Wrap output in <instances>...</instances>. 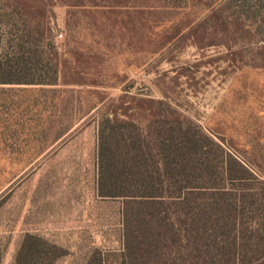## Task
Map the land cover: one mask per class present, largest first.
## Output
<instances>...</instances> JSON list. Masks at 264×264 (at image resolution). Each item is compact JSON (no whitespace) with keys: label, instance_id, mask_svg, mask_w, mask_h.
Wrapping results in <instances>:
<instances>
[{"label":"rangeland","instance_id":"rangeland-1","mask_svg":"<svg viewBox=\"0 0 264 264\" xmlns=\"http://www.w3.org/2000/svg\"><path fill=\"white\" fill-rule=\"evenodd\" d=\"M215 3L57 0L49 7L50 38L66 67L59 85L0 93V119L17 117L0 123V264H15L26 233L64 248L57 264H90L99 253L118 261L125 203L97 190L100 112L113 100L144 129L148 101H166L264 180V8L233 0L225 32L211 18ZM25 8L41 20L39 5ZM240 16L246 27L237 31L232 20Z\"/></svg>","mask_w":264,"mask_h":264},{"label":"trees","instance_id":"trees-1","mask_svg":"<svg viewBox=\"0 0 264 264\" xmlns=\"http://www.w3.org/2000/svg\"><path fill=\"white\" fill-rule=\"evenodd\" d=\"M232 1L210 8L225 32ZM255 1L264 8V0ZM56 2L0 0V93L59 85L66 67L50 38ZM238 3L244 8L249 0ZM35 4L40 21L27 15L25 6ZM241 18L232 20L237 31L246 27ZM261 42L264 53V36ZM119 101L102 106L98 133V195L125 203V250L114 264H264V180L166 101H148L145 129ZM11 120L17 117L0 123ZM66 255L26 233L15 264H57ZM90 264L108 263L99 253Z\"/></svg>","mask_w":264,"mask_h":264},{"label":"built area","instance_id":"built-area-1","mask_svg":"<svg viewBox=\"0 0 264 264\" xmlns=\"http://www.w3.org/2000/svg\"><path fill=\"white\" fill-rule=\"evenodd\" d=\"M64 35L63 33H60L58 36H57V39H63Z\"/></svg>","mask_w":264,"mask_h":264}]
</instances>
